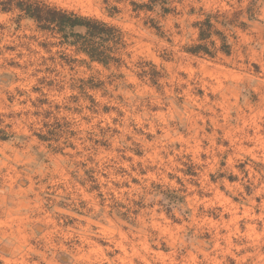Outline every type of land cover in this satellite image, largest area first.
<instances>
[{"label":"rangeland","instance_id":"rangeland-1","mask_svg":"<svg viewBox=\"0 0 264 264\" xmlns=\"http://www.w3.org/2000/svg\"><path fill=\"white\" fill-rule=\"evenodd\" d=\"M21 1L0 0V264H264V0H36L118 28L107 65Z\"/></svg>","mask_w":264,"mask_h":264},{"label":"trees","instance_id":"trees-1","mask_svg":"<svg viewBox=\"0 0 264 264\" xmlns=\"http://www.w3.org/2000/svg\"><path fill=\"white\" fill-rule=\"evenodd\" d=\"M17 9L34 21L41 30L60 34L65 43L76 47L78 52L85 54L92 61L107 65L114 60L112 46L118 44L120 39L121 32L118 28L97 19L50 7L36 0H23L17 4ZM197 27L199 41L213 35V26L209 18L197 24ZM189 51L193 54L208 53L202 45H197Z\"/></svg>","mask_w":264,"mask_h":264}]
</instances>
